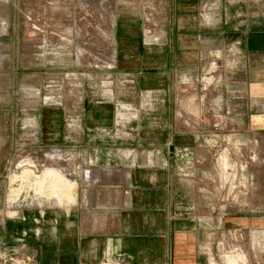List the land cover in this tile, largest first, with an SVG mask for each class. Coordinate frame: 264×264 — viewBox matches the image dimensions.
<instances>
[{"label": "rangeland", "instance_id": "rangeland-1", "mask_svg": "<svg viewBox=\"0 0 264 264\" xmlns=\"http://www.w3.org/2000/svg\"><path fill=\"white\" fill-rule=\"evenodd\" d=\"M245 1L263 16L264 0ZM144 23L155 36L152 18ZM115 26L103 0H0V264H44L38 251L90 202L102 157L112 168L172 169L202 223L206 264H264V131L252 129L235 82L233 41L208 43L199 74L148 87L118 68ZM106 110L104 124H86ZM169 124L171 152L169 136L152 131Z\"/></svg>", "mask_w": 264, "mask_h": 264}, {"label": "crops", "instance_id": "crops-1", "mask_svg": "<svg viewBox=\"0 0 264 264\" xmlns=\"http://www.w3.org/2000/svg\"><path fill=\"white\" fill-rule=\"evenodd\" d=\"M103 2L115 7L113 35L118 68L148 87L170 85L179 71L199 74L207 64L208 43L221 38L232 40L231 49L236 48L240 61L235 82H240L242 94L251 103L247 113L255 123L252 129L264 131V12L262 17H252L245 0ZM212 4L216 10H206ZM149 16L153 20L150 27L157 32L150 38L143 34L144 20ZM147 38L154 41L147 43ZM111 113L88 112L86 124H104ZM55 119L53 127L60 130V115ZM152 131L169 136L166 151L171 152L176 146L172 125ZM54 134L58 139L60 133ZM105 162L102 157L92 165L95 178L87 186L90 202L83 209L78 206L71 211L66 222L54 225L51 239L38 251L37 261L206 264L202 223L196 210L188 205L189 197H182L184 183L176 180L172 169L125 165L112 168Z\"/></svg>", "mask_w": 264, "mask_h": 264}, {"label": "bare ground", "instance_id": "bare-ground-1", "mask_svg": "<svg viewBox=\"0 0 264 264\" xmlns=\"http://www.w3.org/2000/svg\"><path fill=\"white\" fill-rule=\"evenodd\" d=\"M26 160H28V159H26ZM28 161L32 162V160H28Z\"/></svg>", "mask_w": 264, "mask_h": 264}, {"label": "water", "instance_id": "water-1", "mask_svg": "<svg viewBox=\"0 0 264 264\" xmlns=\"http://www.w3.org/2000/svg\"><path fill=\"white\" fill-rule=\"evenodd\" d=\"M14 250V249H13Z\"/></svg>", "mask_w": 264, "mask_h": 264}]
</instances>
